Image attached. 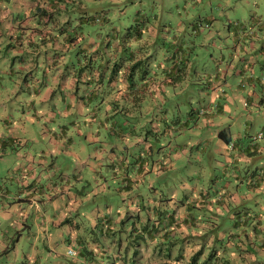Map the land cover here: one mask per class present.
<instances>
[{
  "label": "crops",
  "instance_id": "obj_1",
  "mask_svg": "<svg viewBox=\"0 0 264 264\" xmlns=\"http://www.w3.org/2000/svg\"><path fill=\"white\" fill-rule=\"evenodd\" d=\"M79 5L81 10H85L87 6L82 1ZM52 6V0H0V36L3 33L10 34L16 30L23 31V28H28V22L25 19L22 20L23 10H26V14L34 10L31 18L34 28H29L31 31L28 36L29 39H32V33L45 31L42 27L43 20L39 15L40 12L44 14L46 11L52 10ZM16 13L18 14L16 15ZM81 22L80 19L78 25L80 30L86 31V29H83L84 25L82 26ZM233 25L231 34L236 44L235 53L230 54L231 58H229L224 69L221 67L215 71L211 70L207 75L209 79L207 86L212 91L211 100L217 98L219 94L224 100L232 101L234 98H242L247 104H254L258 110H261L260 108L264 109V35L260 37L257 32V29H261L260 33L264 31V25L262 22H259L258 26H253L252 23L249 26L240 23ZM67 27H63V31H68ZM52 28L56 27L52 26L49 29L52 30ZM145 32L151 39L149 44L152 43L153 38H158L156 26L149 22L142 26V34ZM65 34L64 44L66 46L64 48L67 47L70 50L73 46V48L79 47L81 52L85 53L84 49L90 52L88 53L89 57L86 54L83 57L74 54L76 62L89 60L97 61L99 66L103 64L106 59L103 44H97V41L93 38H87V33H83L84 35L81 36L78 35L73 40H70V31ZM246 39H249V41L244 42ZM41 40L45 42L47 37H42ZM240 42H243L246 46L240 45ZM135 43L133 45L127 42L123 45L124 48L129 50L128 58L132 56L140 59L146 58L148 62L150 59L140 55L142 48ZM34 44V41L30 40L28 42L30 47L28 48L33 47ZM115 44L119 43L115 41ZM118 46L120 47V45ZM156 48L155 44L153 49ZM15 49L14 56L19 61H32L31 57L26 56L28 53L26 54L24 51V54H22L23 47L16 46ZM133 49L135 52L132 51ZM175 49L177 55L171 63L160 64L157 60L154 61V63H158L157 67L161 71H159L160 73L155 72L154 75L148 72H139L140 69L138 68H135L133 73L130 74L127 72L129 70L128 65H124L121 70L117 69L116 73H111V76H108L107 73H105V76L102 73L100 74L102 71L100 68L94 74L87 73L79 79L72 77V75H68L63 80L58 79L57 81L55 79L60 91L65 95L64 99L69 101H63L64 106L66 108L72 106L74 109H78L81 114L84 112L90 113V117L85 118L75 127H71V123L66 125L61 121L54 123V126H51L52 121L43 123L40 133L45 137L43 140L45 145L49 144V146L46 149H41L38 160L34 159V155L32 152L29 153V150H25L24 153L17 152L19 157L26 156L27 161L22 162L21 166L16 167V172L12 173L10 179H14L13 188L7 184V181L0 184V197L3 198L0 201L2 208L4 209L7 206V209H9V212H6L7 220L0 219V264H10L16 260L10 258L8 252L11 248H15L19 237L26 230L33 241H38V236H41L43 246L46 245V240L51 241V239H54L58 241L60 235L67 233L69 248L74 245L75 249H72L76 252L75 255L77 254L82 258L79 259L80 264H88V262H90L89 264H116L118 260L114 261V257L117 258L118 255L112 257L107 250L113 246V242H116L118 238L117 228L123 211L130 209V213L134 212L136 207H141V204L144 203L138 195L139 185L137 183H143L144 180H147L146 184L152 185V181L150 178L148 180L147 176L159 163L178 160L183 146L188 147L190 143H193L189 149L191 151L194 145L197 149L200 148L199 145L202 143L201 141H195V139H192L189 144L185 143V140L172 142L173 135H175L180 123L175 124L166 120L161 123L162 121L159 120L161 110L164 108L166 85L177 84L180 79L183 81L186 76L182 71L176 73L175 70L176 68L181 70V68L190 64L189 54L185 50L184 43L177 48L175 47ZM234 54H238L239 58L236 63ZM156 56H159V54ZM163 56L165 57V55ZM57 57L65 59L66 62H72V59L69 58L68 60V56L64 52L55 53V51L52 54L47 53V62L55 63ZM115 60H118V55L112 54L110 62ZM161 60H163V57ZM148 66H150L149 63H147ZM230 70L232 72H229ZM228 76L231 77L232 82L237 83L236 87H231L227 80ZM222 83L229 86L230 90L223 89ZM79 87L81 89H78ZM46 88L47 90L50 89L49 86H46ZM230 91H233L234 95H231ZM154 92H158L160 95ZM40 95L46 99L48 91L46 94L41 92ZM147 96H155L158 99L149 98L147 100ZM121 100L122 104H120ZM30 101L31 106L34 107V100ZM153 101L154 105L157 106L152 104ZM224 104L227 106L229 103L219 100L215 105L218 108L216 111L222 112ZM135 105L144 109V112H152L155 114L154 119L159 121H155L153 124L152 122L148 123L146 131L149 135L145 137L137 134V137L134 138L135 123L129 121H126V123L119 122V116L117 115L119 109L121 107L129 109ZM17 108L15 104H11L12 115L9 121L8 114L10 110L3 102L0 103V116L6 123V133L0 131V156L6 154L8 146H14L21 139L24 142H20L19 146L27 144V140H25L27 138L23 136V133L28 131L27 126L23 122L15 123L14 121V112ZM152 108H154V111ZM143 111L137 113L141 114ZM30 112L31 109L28 107L27 111L23 113L29 114ZM46 113L45 110L42 112V114ZM109 113L114 114V116L108 118ZM33 114L42 115L37 109ZM163 116L165 118V115ZM188 121L189 117L183 124H188ZM10 122L12 123L10 124ZM197 123L196 120L195 124ZM129 126H132V128ZM221 129H223L221 134L218 133L220 129L216 131L215 150L222 155L221 161L224 163V172L222 175H214L213 185L220 186L221 191L216 197L219 205L216 206L218 212L213 213L212 217L217 218L229 212L235 221L229 224L226 230L222 231L219 228L215 236L208 237L209 234L215 232L218 226L217 221L209 218L206 211L207 209H214L212 200L209 201L208 192L201 190L197 184H182L183 190L189 189L191 192H196L197 195L194 197L184 195L180 204L175 206L173 221L166 224V229H170V231L165 236L169 234L171 238L176 240L181 238L183 247L176 243L170 249L173 252L171 257L159 259L154 263L149 261V264H190L188 263V256L198 248L199 237H203V240L205 239L208 244H211L215 239L221 242L222 245L217 248L218 256L246 257L242 264H248L253 257L264 255V206H258V201L254 200L256 209L244 205L243 209L239 211L240 208L238 207L244 202L241 200L252 198L254 195L252 192L256 193L264 188V165H261V161L257 159L264 151L260 150L259 143L250 142L248 139L233 141L230 124ZM101 130L107 132V139L100 135ZM184 134L189 133L185 132ZM189 135L191 137L192 134ZM167 136L171 139L170 141H168ZM169 147H172L170 152H168ZM205 148L202 147L203 150ZM253 151L259 152V155L251 157L250 153ZM56 156H60L63 161L67 156V159L70 158L71 162L72 160L75 162V164L72 163L74 168L71 176L69 175V163L62 162L61 166L54 165V157ZM131 156L134 157V164L129 163ZM190 156H188V162L191 161ZM136 157L142 161L145 157L146 166L143 167L140 163L135 168ZM74 158L78 159L83 166L80 167L81 165ZM248 160L252 162L250 165H248ZM240 162L243 163L239 165ZM86 165H89L88 171L83 169ZM241 167L243 171L240 169ZM44 174L49 178V181L52 177L56 179L48 181L44 185L41 182L43 177L46 178ZM140 175H142V179H140ZM230 175H233L239 182L241 181V184L245 182L248 191L239 194V183L226 178ZM71 178L77 182L82 181L80 188H72L73 181ZM112 178L115 180L114 182L110 181ZM111 194L121 196V200H125L127 197L128 203H122V205H120L121 201L116 203L117 200L114 201ZM64 198L67 199L63 201ZM153 200L155 205L156 198H153ZM238 202L239 204H237ZM19 207L20 213L17 211ZM143 208L145 212L154 210V207L148 202L143 205ZM48 209L51 216L46 214ZM127 214L129 215L128 212ZM8 217L11 218L10 221H8ZM46 218L48 225L47 228H43L42 223ZM110 225H112V229L109 228ZM113 225H117V228L114 227L116 228L115 232L113 231ZM199 227L202 229L199 230ZM202 234H206V238L201 236ZM195 238L198 239L192 243L190 240H195ZM30 246L28 252H23L20 264H41V248L37 242L32 244L30 241ZM164 247L166 248V246ZM145 250L147 252L146 256H150L148 245ZM177 250L179 251L178 255H176ZM64 263L76 264L72 260L60 264Z\"/></svg>",
  "mask_w": 264,
  "mask_h": 264
},
{
  "label": "rangeland",
  "instance_id": "obj_2",
  "mask_svg": "<svg viewBox=\"0 0 264 264\" xmlns=\"http://www.w3.org/2000/svg\"><path fill=\"white\" fill-rule=\"evenodd\" d=\"M135 1L136 3H130L129 1H127L129 3H121L120 5L123 6L121 12H118L116 9L118 5L111 9L113 10L111 14V23L116 25V32L118 33L116 42L121 46L117 48L116 51L109 50L105 47V41L110 37L108 35V33L111 32V28H109L110 24L103 26V24L100 25L96 22L92 27L89 23H84L83 29L89 28L86 37L93 38L97 41V44H103L106 55H119L123 52L124 44L129 42L134 45V41H137L135 44H139L142 48L140 55L146 56L150 59L148 62L145 59L141 61L139 72L146 69V72L151 75H154L155 72H161L160 68L157 67L158 63L156 64L154 61L157 60L160 64L171 63L173 58L177 55L174 51L175 47L177 48L184 43L185 50L187 54H189L190 64L181 68L179 71H182L186 77H184L183 81L181 79L178 80L177 84H172V86L169 84L166 85L167 92L164 99V108L161 110V118H159V120L162 121L161 123H163L164 120L167 122H174L175 124L180 123L181 128L178 126L175 135H173V140L167 136L168 141L179 142L185 140L184 142L189 144L192 139H195V141L202 142L199 145L200 148L197 149L195 145H192L193 147L191 148V151L189 149L193 143H190L188 147L183 146L180 150L182 153L178 160H170L171 162L168 161L169 163H159L153 170L151 169L152 171L147 176V179L149 180L150 178L152 185L146 184L147 180H144L143 183L138 182V195L144 204L147 202L153 204V198H156V203H161L158 205L160 208H162L165 203L167 205L166 208L172 211V208L174 207L172 206V203H175V205L180 204L184 195H189L191 197L197 195L196 192H191L189 189L183 190L181 187L182 184L195 183L201 190L208 192V199L209 201L212 200L214 209H207L206 211L209 218H213V213L218 212L216 206L219 205L217 204L216 197L221 191L220 186L213 185L214 175H222L224 172V163L221 161L222 155L215 150V138L217 137L216 131L230 124L233 141L248 139L250 142L259 143L258 146H260V150L264 151V109L260 108L261 110H258L254 104H247L242 98H234L232 101L224 100L219 94L217 95V98L211 100L212 91L208 89L207 86V81L209 80L207 75L211 70L215 71L217 68L220 69L221 67L224 69L229 58H231L230 54L233 52L235 53L236 44L235 41H233L234 38L231 34L233 30L232 27L234 26L233 24L240 23L249 26L252 23L253 26H258V23L262 22L264 25V0ZM75 2L76 5H73ZM82 3H84V1H82ZM124 4H126L125 7ZM67 5L72 8V10L66 11V9L64 10L63 8L57 10V6L55 7L53 4V10L46 11L44 14H39L43 20V29L51 32L36 31L35 33H32V39H29L28 36L30 35V29L31 27L34 28V24L31 20L34 10L28 14H26V10H23L22 20L25 19V21L28 22V28H23V31L16 30L10 34L3 33L0 36V103L3 102V104L7 106V109L10 110L8 114L9 121L11 119L10 116L12 115L11 104H15V107H18L14 112L15 123L23 122L28 128V131L23 133L24 138H27L25 139L27 140V144L25 146H19L24 142V140L21 139V143L18 142L14 144L15 147L8 146L6 154L0 156V184H4V182L7 181V184L11 186V188H13L14 185V179H10L12 178V173L16 172V167L21 166L22 162L27 161L26 156L19 157L17 156V152L24 153L25 150H29V153L32 152L34 155V159L38 160L41 149H46L49 146V144L45 145L43 142L45 137L40 133V128L43 123L52 121L51 126H54V123L61 121L66 125H70L71 123L72 125L70 126L75 127L81 121H84L85 118L90 117V113L84 112L81 114L78 109H74L72 106L66 108L63 101L68 100L64 99L65 95L60 91L59 85L57 84L58 79L63 80V78L68 75H72V77L79 79V77L87 73L94 74L100 69L97 61L87 60L86 62H76L75 55L83 57L84 54H86L89 57L90 55H88V53L90 52L88 50L84 49V53L80 51L79 47L73 48L72 45L70 50H68L67 47L64 48L66 46V44H64L65 33L70 31V33L73 34L75 24L79 23L80 20L79 15L81 12H84L81 8L77 9V6L79 5L78 0H72L71 2L67 0ZM46 7L48 8L47 5ZM143 10H145V13L151 21L149 23L155 25L156 30L158 31V38H153L151 44H149V40L151 39L146 32L143 33L142 38L138 40L133 38V35H135L133 27H127L131 21V17L138 16ZM17 14L18 13H16V15ZM53 21L54 23H52ZM205 23L208 24L205 25ZM52 26L56 28L50 30L49 28ZM63 27H67V30H69L66 32L62 31ZM127 31L129 32L128 34L126 33ZM260 31L261 29H257L258 35L262 37L264 31L261 33ZM42 37H47V40L43 42L41 40ZM55 37L57 38L56 40ZM122 39L128 40L124 42L121 41ZM30 40L38 45L36 46L34 44L33 47L28 48L30 47V45H28ZM246 41H249V39H246L244 42ZM19 42H21V44H19ZM257 42L259 41L257 40ZM178 43L180 44L178 45ZM155 44L157 48L153 49ZM242 44L243 42H240V45ZM16 46L23 47L22 54H24V51L26 54L28 53L26 56L31 57L32 61H19L14 56ZM54 46L55 48H53ZM76 46H78V44H76ZM243 46L246 45L243 44ZM54 51L55 53L64 52L66 56H68V60L70 58L72 59V62H66L65 59L58 57L56 60L57 62L55 61V63H52L51 61L47 62V53L52 54ZM124 52L128 53L125 55V61H127V63L131 60L134 61L135 56L128 58V49L124 50ZM157 54H159V56H156ZM163 55H165V57ZM234 55L236 63L239 58L238 54ZM162 57L163 60H161ZM147 63H149L150 66L147 67ZM127 72H129V70H127ZM229 72L232 71L230 70ZM55 79H57V81ZM227 80L232 88L236 87L237 83L232 82L230 76H228ZM46 86H49L50 89L47 90ZM221 86L227 91L230 90V87L223 83ZM78 89L81 88L79 87ZM47 91L48 97L44 99L40 94L41 92L42 94H46ZM154 93L160 95L158 92ZM219 93H221V91H219ZM230 94L234 95V92L230 91ZM149 98H153V100L158 99L155 96H147V100ZM30 100H34V107L31 106ZM219 100L229 103L227 106L224 104L223 110L220 113L216 111L218 108L215 106ZM120 104H122V100L120 101ZM152 104L154 105V101ZM28 107H30L31 112L29 114L23 113L24 111H27ZM35 109L41 114L44 110L47 111V113L42 115L33 114L35 113ZM143 110L144 109L139 108L136 105L129 109L121 107L117 114L120 123H126V121L135 123L136 130L134 138L137 137V134H141L143 137L149 135L146 131L148 123L152 122L153 124L157 121L154 119L155 114L152 112L147 113ZM152 110L154 111V108H152ZM138 111L143 112L138 114ZM163 115H165V118ZM188 117V124H183ZM196 120L198 121L197 124H195ZM11 123L12 122H10V124ZM5 125L6 123H4L0 116V131L3 133H6ZM129 127L132 128V126ZM260 131L263 133L261 137L257 135ZM185 132L192 134L191 137L189 134L185 135ZM106 133L105 130L103 132L101 130L100 135L107 139L108 136ZM202 147L206 148L203 150ZM171 148L172 147H169L168 152L171 151ZM257 151L251 152L250 156L257 157L259 155V152ZM141 153H143V151H141ZM189 155H191V161L188 162ZM153 157L155 158V156ZM54 158L55 166H61L62 162L65 164L69 163V175L71 176L72 169L74 168L73 164H75V162H73V160L71 162L70 158L67 159V156L64 161L60 156ZM257 159L261 161V165H264V152L261 156L257 157ZM74 160L79 162L76 158H74ZM133 160L134 157L131 156L129 158V163L134 164ZM144 160L145 157H143V161L136 157L135 168H137L140 163L145 167L146 163ZM242 163L243 162H240L239 165ZM251 163V160H248V165ZM79 164L81 165L80 167L83 166L80 162ZM88 168L89 165H86L83 169L84 171H88ZM240 169L243 171L242 167ZM44 175L46 176V174ZM142 178V175H140V179ZM226 178L239 183V194L248 191L245 182L241 184V181L239 182V180H236L233 175L227 176ZM53 179L56 178L52 177L50 181H53ZM48 181L49 178L46 176V178H42L41 182L46 185ZM72 181L73 184L71 185L73 189H76V187L80 188L82 181L77 182L73 179ZM110 181L114 182L115 180L112 178ZM252 193L254 194L252 198L241 200L244 202L238 205L240 208L239 211L243 209L244 205L256 209L254 200L258 201V206H264V188H261L256 193ZM111 196L114 201L117 200L116 203L121 201L120 205H122V203H128L127 197L125 200H121V196L119 197L117 194H111ZM2 199L3 198L0 197V201H2ZM66 199L67 198H64L63 201ZM237 204H239V202ZM142 210L145 214L144 208ZM7 211L9 212L7 206L3 209L0 202V219L7 220ZM17 211H20V207ZM46 214L51 216L49 209ZM231 216L232 215H230L229 212H226V214L213 218V221H217L218 226L216 227L215 232L209 234L208 237L215 236L219 228H221L222 231L226 230L228 225L235 221ZM10 220L11 218L8 217V221ZM132 220L136 222L137 219L131 217L127 220L126 217L123 218L122 221L119 222V228L121 230L123 227L127 228V226L131 225ZM136 224L139 225V223ZM47 225L48 221L46 218L42 223V227L47 228ZM229 227L231 228L232 225ZM200 229L202 228L199 227V230ZM121 230L117 233L118 237H120V241L113 242V246L107 250L111 253L112 257L118 255L117 258L114 257V261L118 260L116 264H149V261L154 263L159 259H166L167 257L172 256V251L165 255H162L163 253H157L161 245L146 242L140 237L129 236L127 230L122 232ZM26 231L22 233L21 237H19L15 248H11L8 252L10 253V258L16 259L10 264L21 263L23 252H28L31 248L30 241L32 244L37 242L38 246L41 248V264H60L61 262H69L71 260L76 264H80L79 259H82L80 256L77 254L72 256L67 253V249L70 247L67 243V233L60 235L58 241L54 239L47 241L45 239L46 245L43 246V238L41 236H38V241H33L32 237L28 236L29 234L26 233ZM196 239L198 238L190 241L193 243ZM199 239V246L203 251L201 259L204 260L208 255L207 252L210 244H208L207 241H203V237H199ZM212 243L217 248L222 245L217 239ZM147 245L150 250V256H146L147 252L145 248H147ZM164 246H167V249H165ZM180 246L182 245L180 244ZM170 247L172 246L167 244L162 245L163 252H166ZM71 248L75 249V246L72 245ZM178 254L179 251L177 250L176 255ZM89 263L90 262H88V264Z\"/></svg>",
  "mask_w": 264,
  "mask_h": 264
},
{
  "label": "trees",
  "instance_id": "obj_3",
  "mask_svg": "<svg viewBox=\"0 0 264 264\" xmlns=\"http://www.w3.org/2000/svg\"><path fill=\"white\" fill-rule=\"evenodd\" d=\"M69 2H71L72 0H68ZM75 1V0H73ZM77 1V0H76ZM81 1H84L86 3V7L84 12H81V14L79 15V19L82 20V26L84 25V23H89V25H93L98 22L100 25L103 24V26H105L106 24H110L111 28V32L108 33V35L110 37L107 38V40L105 41V47H107L109 50L112 51H116L117 48H119V44H115V41L117 39L118 33L116 25L114 23H111V14L112 11L111 9H113L115 6L116 9L118 10V12H121L123 10V6H121V3H126L127 1H129L130 3L135 2L134 0H78V2L80 3ZM127 2V3H129ZM52 4L55 5V7L57 6V10H61L62 8L66 11L68 10H72V8L68 7L67 5V0H52ZM65 5V6H64ZM76 5V2L73 4ZM126 4H124L125 7ZM70 8V9H69ZM80 8V5L77 6V9ZM53 10V9H52ZM87 12V13H85ZM138 12V11H137ZM41 14H43L42 12H40ZM85 13V14H84ZM68 17V16H67ZM130 23L128 24L127 27H133V31L134 34L133 38L136 39H141L143 34H142V26L147 23V22H151L148 18V15L145 13V10H143L138 16L135 17H131L130 19ZM80 22V20H79ZM80 23L75 24V29L73 30V34H71V38L70 40H73L74 38L78 37V35H84L83 33H87L86 31H82L79 28ZM208 24V23H207ZM63 31V30H62ZM127 34L129 33L128 31L126 32ZM66 36V34H65ZM114 37V38H113ZM128 38V37H127ZM128 39H122L121 41H127ZM137 42V41H134ZM121 47V46H120ZM124 50H126V48L123 49V52H121L118 55V60H115L113 62H110V58L111 55H105L106 59L103 62L102 65H100L101 68V72L104 76L106 75L105 73L108 74V76L112 73H116L117 69L121 70L122 67H124V65H128L129 67V72L130 74L133 73L134 69L137 67L140 69L141 67V61L144 59H140L135 57L134 61H129L127 63L126 57L125 55H127L128 53L124 52ZM132 51L135 52V50L133 49ZM176 52V49L174 50ZM131 58V57H130ZM146 60V58H145ZM180 69L175 70L176 73H178ZM146 69H143L141 72H146ZM125 72H126V68H125ZM124 72V73H125ZM111 76V75H110ZM111 116H114V114L109 113L108 114V118H110ZM187 120V119H186ZM185 120V121H186ZM123 123V122H122ZM223 129H220L218 131V133H222ZM139 203V202H138ZM161 203H156L151 204L154 207L153 211H149V212H143L142 214V209H143V205L144 203L141 204V207H136L134 212L130 213V209H125L123 211L122 216L119 219V222L122 221L123 218L126 217V219L128 220L129 218H134L137 219L136 222L134 220H132L131 225L129 223L130 226H127V228L123 227L122 230L119 228V224H118V228L117 225H113V231H116L117 228V232L119 233V231H128V235L129 236H133V237H140L142 239H144L146 242H151V243H155V245H161L159 247V250L157 253H165V254H169V252H171V247L166 250V252L162 250V245L167 244V245H174L176 243L181 244V238L180 239H175V238H171L169 236V234H167L165 236V234L170 231L166 229V224L170 223L173 221L174 218V208H175V203H172V206H174L172 208V211H170L167 207V205L164 203L163 207L160 208L158 205ZM127 212L129 213V215L127 214ZM171 214V215H170ZM144 217L143 220L142 217ZM136 223H139V225H137ZM124 226V225H123ZM116 227V228H114ZM110 229H112V225L109 226ZM161 236V237H160ZM201 236H204L206 238V234H202ZM163 237V238H162ZM120 241V237L117 238L116 242ZM203 241H206L205 239ZM200 244V243H199ZM165 248V247H164ZM200 246L198 248H196L193 253H191L188 256V263H192V264H242L243 260H246V257L244 258H240V257H230L227 255L224 256H218L217 253V247L213 245V243L211 242V244L208 247V255L204 258V260L201 259L202 256V248H200ZM167 249V246L166 248ZM180 249V248H179ZM204 250V249H203ZM206 253V254H207ZM164 254V255H165ZM182 254V253H180ZM179 257V256H178ZM213 261V262H212ZM241 261V262H240ZM248 264H264V255H261L256 257V258H252Z\"/></svg>",
  "mask_w": 264,
  "mask_h": 264
},
{
  "label": "built area",
  "instance_id": "obj_4",
  "mask_svg": "<svg viewBox=\"0 0 264 264\" xmlns=\"http://www.w3.org/2000/svg\"><path fill=\"white\" fill-rule=\"evenodd\" d=\"M205 25H207L206 23H205ZM263 133L260 131V132H258V136H261ZM67 253L69 254V255H75V251L72 249V248H68V250H67Z\"/></svg>",
  "mask_w": 264,
  "mask_h": 264
},
{
  "label": "clouds",
  "instance_id": "obj_5",
  "mask_svg": "<svg viewBox=\"0 0 264 264\" xmlns=\"http://www.w3.org/2000/svg\"><path fill=\"white\" fill-rule=\"evenodd\" d=\"M207 24V23H206Z\"/></svg>",
  "mask_w": 264,
  "mask_h": 264
}]
</instances>
